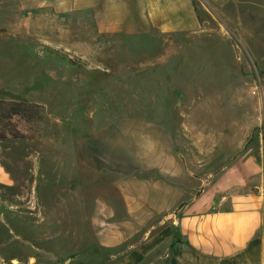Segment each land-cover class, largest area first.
Masks as SVG:
<instances>
[{
  "label": "crops",
  "instance_id": "1",
  "mask_svg": "<svg viewBox=\"0 0 264 264\" xmlns=\"http://www.w3.org/2000/svg\"><path fill=\"white\" fill-rule=\"evenodd\" d=\"M200 32L193 0H0V42L9 35L71 58H104L114 42L147 51L169 35ZM215 102L210 118L229 125L211 138L207 155L217 159L203 169L201 148L189 150L169 116L123 117L72 145L17 154L19 171L0 156L1 187L29 184L16 199V229L40 251L37 264H264V114L249 131L250 115H233L230 95ZM47 153L64 155L66 178L104 186L64 209L42 208L40 166L57 160Z\"/></svg>",
  "mask_w": 264,
  "mask_h": 264
},
{
  "label": "rangeland",
  "instance_id": "2",
  "mask_svg": "<svg viewBox=\"0 0 264 264\" xmlns=\"http://www.w3.org/2000/svg\"><path fill=\"white\" fill-rule=\"evenodd\" d=\"M193 1L201 32L169 35L150 42L147 51L114 42L104 58H71L34 41L4 37L0 42L1 158L11 160L19 171L17 154L35 155L37 150L72 145L119 118L160 121L169 116L178 136L186 134V147L201 148L203 169L216 158L207 155L211 138L223 136L224 125H229L210 118L220 107L215 101L226 94L232 98L233 115L247 113L248 130L255 128L257 115L264 114V0ZM240 125H233L239 138ZM47 155L57 160L40 166L46 176L40 188L42 208L64 209L67 201L76 204L81 194L104 184L66 178L59 163L64 155ZM31 171L32 163L25 161L23 176L30 182ZM28 186H0V264H37L33 256L40 251L31 240L24 242L16 229L17 214L23 209L16 199ZM70 187L77 198H66ZM59 243L63 246L65 240Z\"/></svg>",
  "mask_w": 264,
  "mask_h": 264
},
{
  "label": "trees",
  "instance_id": "3",
  "mask_svg": "<svg viewBox=\"0 0 264 264\" xmlns=\"http://www.w3.org/2000/svg\"><path fill=\"white\" fill-rule=\"evenodd\" d=\"M71 62V61H70Z\"/></svg>",
  "mask_w": 264,
  "mask_h": 264
}]
</instances>
